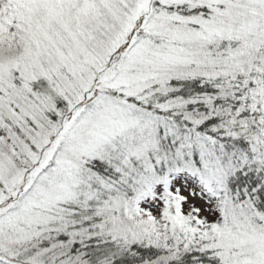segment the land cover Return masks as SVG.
Wrapping results in <instances>:
<instances>
[{
  "label": "snow or ice",
  "instance_id": "1",
  "mask_svg": "<svg viewBox=\"0 0 264 264\" xmlns=\"http://www.w3.org/2000/svg\"><path fill=\"white\" fill-rule=\"evenodd\" d=\"M0 264H264V0H0Z\"/></svg>",
  "mask_w": 264,
  "mask_h": 264
}]
</instances>
